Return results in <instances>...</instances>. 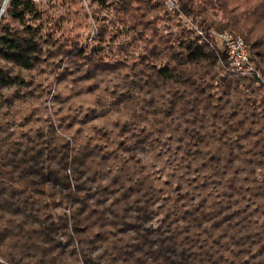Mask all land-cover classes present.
I'll list each match as a JSON object with an SVG mask.
<instances>
[{
    "label": "trees",
    "instance_id": "16d2710c",
    "mask_svg": "<svg viewBox=\"0 0 264 264\" xmlns=\"http://www.w3.org/2000/svg\"><path fill=\"white\" fill-rule=\"evenodd\" d=\"M177 1L198 26L241 33L262 79L229 72L218 42L203 41L163 0H116L143 51L113 100L101 97L85 117H104L136 92L142 102L72 137L52 120L24 128L29 117L16 107L30 103L34 79L23 72L39 66L47 40L41 24L27 22L41 19L36 3L8 1L11 20L0 16V264H264V0ZM107 28L99 24V40ZM73 52L89 63L85 79L116 66Z\"/></svg>",
    "mask_w": 264,
    "mask_h": 264
},
{
    "label": "rangeland",
    "instance_id": "374dc122",
    "mask_svg": "<svg viewBox=\"0 0 264 264\" xmlns=\"http://www.w3.org/2000/svg\"><path fill=\"white\" fill-rule=\"evenodd\" d=\"M106 4L108 7H102L99 2L90 5L89 0H49L36 3L41 19L27 16V22L33 26L41 24L40 33L47 41H43L44 55L39 66L30 72H23L28 79H34L30 103L21 102L16 107L20 110L22 120L29 117L28 122L24 120V128L46 127L52 120L59 134L67 133L72 137L78 128L85 134L103 122H113L118 116L126 117L142 102L139 92H136L133 98L123 100L119 107L112 105L104 117L91 121L89 115L87 119L85 117L86 112L91 115L90 107L99 102L101 97L106 98L108 103L113 100V90L120 86L126 72L133 74L130 67L139 60L138 55L144 46V42L132 39L136 33L128 27L127 22L117 17L113 9L116 0H108ZM6 7L2 13L0 11V16L10 21ZM93 10L99 11L98 19L92 17ZM104 21L108 22L107 32L105 39L99 40L97 30ZM175 21L173 19L167 23L173 26L174 31L177 30ZM165 24L163 19L157 21L162 34H166ZM124 43L127 48L123 50L120 45ZM74 48L83 50L84 58L92 54L95 60L101 58L104 62L116 63V66L107 70L98 68L95 77L85 79L89 63L75 52L68 53ZM69 122L71 129L67 126ZM82 137L80 133L78 138Z\"/></svg>",
    "mask_w": 264,
    "mask_h": 264
},
{
    "label": "built area",
    "instance_id": "2783aa9c",
    "mask_svg": "<svg viewBox=\"0 0 264 264\" xmlns=\"http://www.w3.org/2000/svg\"><path fill=\"white\" fill-rule=\"evenodd\" d=\"M32 1L42 3L49 0ZM163 5L169 12L178 13L188 27L210 46L213 47L214 43L218 42L229 61V67L227 68L229 72L247 74L262 79L252 59L250 47L243 36L230 31H218L213 28L207 29L198 26L181 11L177 0H163Z\"/></svg>",
    "mask_w": 264,
    "mask_h": 264
},
{
    "label": "bare ground",
    "instance_id": "6f19581e",
    "mask_svg": "<svg viewBox=\"0 0 264 264\" xmlns=\"http://www.w3.org/2000/svg\"><path fill=\"white\" fill-rule=\"evenodd\" d=\"M8 1L9 0H4L3 1L2 7H1V13L4 11L5 7L7 6Z\"/></svg>",
    "mask_w": 264,
    "mask_h": 264
},
{
    "label": "water",
    "instance_id": "95a60500",
    "mask_svg": "<svg viewBox=\"0 0 264 264\" xmlns=\"http://www.w3.org/2000/svg\"><path fill=\"white\" fill-rule=\"evenodd\" d=\"M0 11H1V8H0Z\"/></svg>",
    "mask_w": 264,
    "mask_h": 264
}]
</instances>
